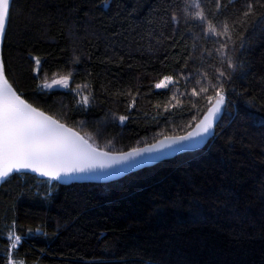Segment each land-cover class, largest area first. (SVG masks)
Listing matches in <instances>:
<instances>
[{
  "label": "trees",
  "instance_id": "16d2710c",
  "mask_svg": "<svg viewBox=\"0 0 264 264\" xmlns=\"http://www.w3.org/2000/svg\"><path fill=\"white\" fill-rule=\"evenodd\" d=\"M192 2L12 1L2 46L9 81L112 150L182 136L198 123L210 106L199 88L217 83L220 67L208 24L227 26L239 67L199 151L106 184L10 176L0 187V264H264V6L245 16L258 0ZM196 11L204 21L192 18ZM33 57L41 60L35 72ZM68 73L69 89L37 87ZM164 75L175 82L155 89ZM77 85L91 94L87 108L76 106Z\"/></svg>",
  "mask_w": 264,
  "mask_h": 264
},
{
  "label": "snow or ice",
  "instance_id": "6c2138e0",
  "mask_svg": "<svg viewBox=\"0 0 264 264\" xmlns=\"http://www.w3.org/2000/svg\"><path fill=\"white\" fill-rule=\"evenodd\" d=\"M217 4H219V0H217ZM256 6H264V0H258V4L248 2L244 15L252 14ZM188 7L199 9L200 4L193 0ZM10 9L11 0H0V36L5 33ZM192 18L205 20L202 11H196L192 14ZM176 19V16L173 15L172 20L175 22ZM203 32L206 38L216 37L215 43L220 45L216 49L220 54V67L216 69L217 83H209L208 86L199 88V93L204 94L210 105L203 120L197 124L195 132H188L182 136H166L144 148H132L129 151L112 150L110 145L101 146L95 143L88 133L81 134L76 128L69 126L66 113L47 111L33 102H29L25 95L9 81L4 63L0 61V180L22 170H30L50 181L58 180L64 176H76L97 171L111 170L112 174H118L126 168L135 167L141 163L146 153H162L166 149L174 150L176 147L182 146L183 142L208 133L213 127L214 119L226 104L225 83L233 78L239 65L233 56L229 55L228 44L231 37L228 36L226 25L223 31H219L213 25L208 24ZM222 36H227V39H220ZM33 60L36 65L35 72L39 70L41 60L38 57H33ZM197 75L203 77L202 73L197 72ZM71 76V73L60 75L58 78L54 75L51 82L45 80L37 87L69 89ZM204 78L206 79V77ZM185 79L187 80L189 77H185ZM174 82L173 76L164 75L154 84V88L166 89ZM196 84L201 85L202 81L197 80ZM70 90L80 97L76 100L77 107L87 108L89 106L91 94L81 96L80 85ZM210 90L214 92V95L208 94ZM191 95L193 97L198 95L195 87ZM135 100L136 98L133 97L132 103L128 105L129 109L134 107ZM168 110L165 108V111ZM113 117H115V113H113ZM127 119L128 116H119L120 123H124ZM21 239V236H15L10 247L15 248ZM8 264H16V261L9 257Z\"/></svg>",
  "mask_w": 264,
  "mask_h": 264
},
{
  "label": "water",
  "instance_id": "95a60500",
  "mask_svg": "<svg viewBox=\"0 0 264 264\" xmlns=\"http://www.w3.org/2000/svg\"><path fill=\"white\" fill-rule=\"evenodd\" d=\"M12 1L13 0H11V3H12ZM7 24H8V22H7ZM5 32H6V30H5ZM4 36H5V33L2 36H0V61H2V46H3ZM224 107H225V105L223 106L221 113L218 114V116L214 119L213 127L208 133L197 136L192 140L185 141V142H183L182 146H178L174 150L166 149L162 153H155V152L154 153H146V154H144V159L142 160V162L137 164L135 167L126 168L125 170L119 172L118 174H112L111 170L97 171L94 173H87V174H81V175H76V176H64L58 180H52V181L57 182L61 185L81 184V183L106 184V183H110V182L119 180V179H121V178H123V177H125L131 173L137 172V171L142 170L144 168L155 166L158 163L163 162L165 160L173 159L180 154L199 151V150L203 149L207 145V143L211 140V138L213 137L215 128H216L217 124L219 123V121L223 115ZM205 113L203 114L201 119L198 121V123H200V121L203 120ZM198 123H196L195 126L189 132H195L196 126ZM162 139H164V138H162ZM162 139H159V140H162ZM146 146H143L140 148H144ZM19 173L31 174V175L36 176L37 178H40V179H48L46 177L40 176L37 173H33L30 170H22ZM19 173L14 172L10 176H12L13 174H19ZM8 178H6L4 180H0V187Z\"/></svg>",
  "mask_w": 264,
  "mask_h": 264
},
{
  "label": "rangeland",
  "instance_id": "374dc122",
  "mask_svg": "<svg viewBox=\"0 0 264 264\" xmlns=\"http://www.w3.org/2000/svg\"><path fill=\"white\" fill-rule=\"evenodd\" d=\"M49 82H51V81H49ZM54 89H58V90H66V89H64V88H58V87H53L52 89H46V90H54ZM16 264H21V262H20V261H17ZM22 264H23V263H22Z\"/></svg>",
  "mask_w": 264,
  "mask_h": 264
}]
</instances>
